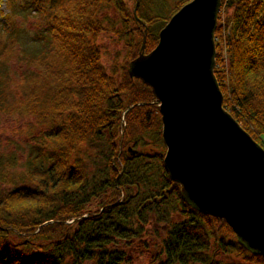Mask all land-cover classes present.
<instances>
[{"label": "trees", "instance_id": "trees-1", "mask_svg": "<svg viewBox=\"0 0 264 264\" xmlns=\"http://www.w3.org/2000/svg\"><path fill=\"white\" fill-rule=\"evenodd\" d=\"M129 1L131 8L127 0H7L10 11L0 20V114L30 115L44 127L21 162L17 152L0 151V264H126L122 245L154 227L163 236L149 264H264L238 244L224 220L182 200L163 167L155 99L127 73L143 38L149 53L191 0L173 7L166 0ZM222 3L214 68L222 106L264 149V0ZM13 8L41 21L30 50L21 47L23 27L13 24ZM109 9L119 27L106 22ZM103 30L125 48L110 70L96 44ZM19 46L21 61L37 72L26 75L23 96L11 102L7 49ZM149 142L159 151L150 154Z\"/></svg>", "mask_w": 264, "mask_h": 264}, {"label": "water", "instance_id": "water-1", "mask_svg": "<svg viewBox=\"0 0 264 264\" xmlns=\"http://www.w3.org/2000/svg\"><path fill=\"white\" fill-rule=\"evenodd\" d=\"M222 0H191L127 73L148 87L161 118L163 167L182 200L224 220L238 244L264 259V149L223 108L214 75ZM123 131L121 132L120 146ZM130 151V149H129Z\"/></svg>", "mask_w": 264, "mask_h": 264}, {"label": "rangeland", "instance_id": "rangeland-1", "mask_svg": "<svg viewBox=\"0 0 264 264\" xmlns=\"http://www.w3.org/2000/svg\"><path fill=\"white\" fill-rule=\"evenodd\" d=\"M166 1L169 2L170 7H173L177 0ZM127 5L129 8H131L133 6L132 1L127 0ZM136 6H138L137 1L135 3L134 10ZM15 10L16 8H13V16L15 18L13 24L23 27L24 32V39L22 41L21 47L26 46V49L30 50L32 48L30 39L35 34V29H38V27L41 26V21L37 16H34L28 12H18V14L16 13L15 15ZM9 11L10 8L7 4V0H0V20L3 19V16L5 14L7 15ZM103 13L108 15V20L106 21L107 23L113 22L117 27H119L116 15L112 9L104 10ZM225 14V5L222 3L218 12L219 20L223 21ZM218 18L217 24L219 23ZM3 24L4 23L0 21V26ZM0 37H3V34H0ZM218 38L224 39L222 35ZM215 40L216 37L214 34V41ZM96 44L101 52L102 63L106 70H110V65L116 55H118V58H120L119 62H121L125 55L124 44L106 30H103L99 35ZM19 49L20 46L15 50H12L11 47L7 49L9 51V57L6 62L8 73L10 75L9 89L11 92V102L15 100L17 101L23 96L21 86L23 85L26 75L28 73L37 72V69L34 66L27 65L21 61ZM43 127L44 126L40 125L38 121L30 115H23V117H21L18 113L13 115L0 114V151L17 152L21 162L28 152L29 146L34 143L32 140H39V133H42ZM128 147L134 148L133 145H129ZM136 149L138 150V148ZM145 149L148 150L150 154H153L150 150L159 151V148H157V146L153 145L151 142L148 143ZM161 150L164 149L161 148ZM13 171L18 172L19 169L13 168ZM160 235L163 236V233L159 227L147 228V233L142 236L139 241H133L129 244L122 245L123 250L127 254L128 258L126 264H149L151 261H153L156 258V252L159 248Z\"/></svg>", "mask_w": 264, "mask_h": 264}, {"label": "clouds", "instance_id": "clouds-1", "mask_svg": "<svg viewBox=\"0 0 264 264\" xmlns=\"http://www.w3.org/2000/svg\"><path fill=\"white\" fill-rule=\"evenodd\" d=\"M17 210H20L19 208Z\"/></svg>", "mask_w": 264, "mask_h": 264}, {"label": "bare ground", "instance_id": "bare-ground-1", "mask_svg": "<svg viewBox=\"0 0 264 264\" xmlns=\"http://www.w3.org/2000/svg\"><path fill=\"white\" fill-rule=\"evenodd\" d=\"M147 54V53H146Z\"/></svg>", "mask_w": 264, "mask_h": 264}]
</instances>
